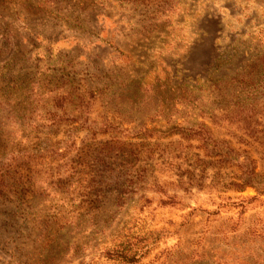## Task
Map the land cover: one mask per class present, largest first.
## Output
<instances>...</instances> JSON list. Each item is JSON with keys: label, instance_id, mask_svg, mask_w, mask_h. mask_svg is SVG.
<instances>
[{"label": "rangeland", "instance_id": "rangeland-1", "mask_svg": "<svg viewBox=\"0 0 264 264\" xmlns=\"http://www.w3.org/2000/svg\"><path fill=\"white\" fill-rule=\"evenodd\" d=\"M263 57L264 0H0V264L235 256L264 203L243 213L229 245L217 241L235 209L207 214L205 186L218 177L201 170L197 142L182 149L164 132L208 113H255L261 124ZM185 170L198 186L161 183ZM214 185L215 201L238 194ZM246 246L264 264V239Z\"/></svg>", "mask_w": 264, "mask_h": 264}, {"label": "trees", "instance_id": "trees-1", "mask_svg": "<svg viewBox=\"0 0 264 264\" xmlns=\"http://www.w3.org/2000/svg\"><path fill=\"white\" fill-rule=\"evenodd\" d=\"M204 119L206 121L189 119L178 123L172 122L167 130H165L164 135H177L176 146L182 149L189 146L185 142L195 141L198 143L194 147L204 157V160L198 159L199 164L202 165L201 170L205 171L209 169L213 171L212 177H218L214 182L212 181L209 185L205 186L208 189L209 200L215 205L214 210L207 212V214L215 215L218 211L235 209V216L227 217V224L217 231V235L215 236L217 241L224 240V243L229 245L230 243L227 240L234 238L235 232L244 222L243 213L247 210L261 207L264 203L261 198L264 196V165L258 162V158L253 157V154L256 155L258 153L264 156V119L260 124L255 118V113H208ZM209 124L226 129V135L229 139L216 138L212 134ZM257 125H261V127L256 129L255 126ZM234 129L239 132H234ZM253 143L257 147L261 146L262 150L256 151L257 147H254ZM259 167L260 169H258ZM221 171H227V177L226 175L221 176ZM184 173L186 174V179L184 180L176 178L170 182L162 181L161 183L165 185L172 184L174 188H178L179 190H185V188L192 185L198 186L194 185L195 181L192 170H185ZM3 182V179H0V187L4 186ZM217 183H220V186L226 191L238 194L226 195L223 192L215 193L214 197L217 199L215 201L210 194L217 190L215 189L216 185H214ZM159 186H162V184H159ZM247 188L252 189L253 193L241 195L240 193ZM159 192H162L170 203L178 204L180 209H190L186 215H191L195 211L194 207L191 208L184 203L181 195L176 193L168 194L163 192V190H159ZM253 203L256 204L253 205ZM250 204L253 206H249ZM244 230L242 235L243 242L239 244L244 247H238L235 251H231L238 255L236 254L233 257L228 255L216 257L215 264H259L257 259L252 261L251 259L249 261L246 259L249 253L246 243L250 244L253 241L264 239V209H261L257 215L254 214L253 218L249 219ZM125 252L123 249L118 250L116 248L113 254L118 253L122 260L129 261L130 256Z\"/></svg>", "mask_w": 264, "mask_h": 264}]
</instances>
